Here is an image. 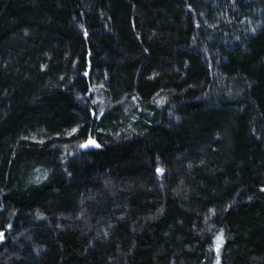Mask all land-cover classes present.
<instances>
[{"label": "trees", "instance_id": "1", "mask_svg": "<svg viewBox=\"0 0 264 264\" xmlns=\"http://www.w3.org/2000/svg\"><path fill=\"white\" fill-rule=\"evenodd\" d=\"M0 234V264H264V0H0Z\"/></svg>", "mask_w": 264, "mask_h": 264}, {"label": "snow or ice", "instance_id": "2", "mask_svg": "<svg viewBox=\"0 0 264 264\" xmlns=\"http://www.w3.org/2000/svg\"><path fill=\"white\" fill-rule=\"evenodd\" d=\"M88 144H95V141H93V140H89V141H88ZM88 144L82 145V147H87ZM97 146H98V145H97Z\"/></svg>", "mask_w": 264, "mask_h": 264}, {"label": "rangeland", "instance_id": "3", "mask_svg": "<svg viewBox=\"0 0 264 264\" xmlns=\"http://www.w3.org/2000/svg\"><path fill=\"white\" fill-rule=\"evenodd\" d=\"M86 144H87V143H86ZM1 236H2V235L0 234V239H1Z\"/></svg>", "mask_w": 264, "mask_h": 264}]
</instances>
